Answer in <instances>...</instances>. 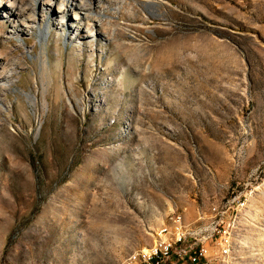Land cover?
Masks as SVG:
<instances>
[{
	"label": "rangeland",
	"instance_id": "1",
	"mask_svg": "<svg viewBox=\"0 0 264 264\" xmlns=\"http://www.w3.org/2000/svg\"><path fill=\"white\" fill-rule=\"evenodd\" d=\"M235 187L264 264V0H0V264H133Z\"/></svg>",
	"mask_w": 264,
	"mask_h": 264
},
{
	"label": "built area",
	"instance_id": "2",
	"mask_svg": "<svg viewBox=\"0 0 264 264\" xmlns=\"http://www.w3.org/2000/svg\"><path fill=\"white\" fill-rule=\"evenodd\" d=\"M246 191L235 187L228 196L207 207L198 206L191 218L184 211L166 217L150 247L142 249L133 264H224L225 236L233 222L234 208L244 204ZM194 222V232L182 230V223Z\"/></svg>",
	"mask_w": 264,
	"mask_h": 264
},
{
	"label": "bare ground",
	"instance_id": "3",
	"mask_svg": "<svg viewBox=\"0 0 264 264\" xmlns=\"http://www.w3.org/2000/svg\"><path fill=\"white\" fill-rule=\"evenodd\" d=\"M39 25H37L36 23H35V25H28L26 28H25V31H23V33H29V32H32V30L33 29H35V28H37ZM59 27H61V24L59 23ZM39 32H40V34L41 35H43L44 33H43V31H42V28H41V26H39ZM49 35H50V33H49ZM47 38V37H46ZM236 207V206H235ZM235 209V208H234ZM189 232H194V229L193 230H191V231H189ZM141 254V253H140ZM139 257V256H138Z\"/></svg>",
	"mask_w": 264,
	"mask_h": 264
}]
</instances>
